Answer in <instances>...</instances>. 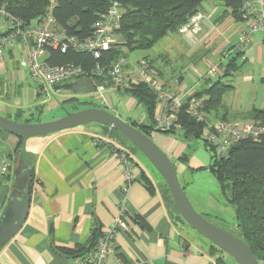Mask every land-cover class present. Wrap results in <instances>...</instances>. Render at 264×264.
<instances>
[{
	"label": "crops",
	"instance_id": "1",
	"mask_svg": "<svg viewBox=\"0 0 264 264\" xmlns=\"http://www.w3.org/2000/svg\"><path fill=\"white\" fill-rule=\"evenodd\" d=\"M206 1L198 13L201 15L199 32L174 33L176 39L160 52L161 66L154 57H142L149 59L160 81L184 100L195 98L196 93L203 92L215 82L228 81L242 65L240 63L236 72L229 71L224 77L229 59L221 65L222 73L212 83L204 81L202 67L191 66L189 70L204 81V86L198 84V89L197 83L192 85L185 79L184 68L177 63L178 60L190 62L195 56L194 61L203 62V66L209 69L213 65L208 57H216V63H219L220 53L228 44H236L244 30L243 25L225 15L220 0ZM3 29L4 24L0 22V32ZM22 54H25V46L17 44L7 51L5 62H0V114L6 118H14L17 111L23 112V118L32 113L35 115L34 108L41 106L30 101L31 97L33 101L37 99L36 88L30 93V88L25 87L29 78L17 61ZM242 54L244 61L252 64L261 62L264 58V33L253 34L247 45L239 47L236 63ZM260 76L261 83L264 67ZM72 83L77 89L84 88L81 80ZM261 85L264 87L263 83ZM227 86L225 91L236 92L233 83ZM120 95L127 98V112L137 106L133 99ZM223 97L224 93V108L210 111L208 115L211 118H240L252 109H264V90L260 108L242 110L234 94ZM109 102L114 110L111 98ZM124 121L135 120L128 118ZM150 138L171 161L181 163L180 157L187 153L186 163H181L184 168L201 169L210 162V156L204 150H198L182 136L152 132ZM17 142V137L0 130V167L8 165L5 175L0 176V216L19 159H23L32 171L33 182L26 220L16 236L0 250V264H69L71 258L61 251L79 246L87 249L92 235L107 231L114 219L120 216L122 200L126 228L115 233V255L106 264H208L215 258H221L220 252L212 256L211 244L177 219L176 210L163 192L161 180L152 179L131 157L134 178L123 192L121 165L114 151L119 146L102 126L76 127L25 139L23 154L16 159L11 154ZM142 172L151 180L152 188L142 181Z\"/></svg>",
	"mask_w": 264,
	"mask_h": 264
},
{
	"label": "trees",
	"instance_id": "2",
	"mask_svg": "<svg viewBox=\"0 0 264 264\" xmlns=\"http://www.w3.org/2000/svg\"><path fill=\"white\" fill-rule=\"evenodd\" d=\"M111 1L118 2L122 10H124L119 29L115 32L121 43H116L114 48L103 53L99 61L87 53H79L73 50L60 53L59 51L50 50L47 54V63L51 66L73 64L87 72L95 69L97 65L106 68L118 57H127L122 52L123 48L127 52L147 51L152 49L167 35L177 33L180 28L189 23L193 16L199 13L205 0H56L50 12L59 27L65 30L68 35L83 39L91 34L92 26L98 16L109 8ZM220 1L225 10V15H229L237 23L243 22L241 15L243 0ZM49 6V0H0V7H4L9 13L22 20L26 26L35 23L43 17ZM236 57H238V53H235L230 58L228 67L226 66L227 68L224 69L225 73L223 72L224 77L228 75L229 71L234 73L240 68V65L235 62ZM76 80L87 81L90 84V88H92L90 80ZM72 81L58 85L55 89L74 90L75 87ZM261 83L264 84V78L261 79ZM227 88L228 86L218 81L211 84L203 92L196 93L194 97L197 99L205 97L202 99L203 109L209 114L210 111L224 108L222 96ZM124 95L133 99L137 106H141L144 109L145 113L144 121L142 122H125L150 138L151 133L154 132L153 118L156 112L154 95L145 85L132 87ZM67 102L74 103L76 100L71 98ZM34 109L36 115H40L43 111L41 106ZM22 114V111H17L14 118L8 119L21 123L32 122L33 113L27 119H24ZM215 119L227 121L238 118L229 119L223 116ZM240 119L250 120L256 125L264 126V109H252L242 114ZM178 121L182 127V139L186 141L200 139L206 151L210 153L211 164L209 165V171L215 177L226 202L234 210L236 221L234 233L250 247L258 262L264 264V133L257 142H241L230 150L226 159H217L213 148L202 138L203 126L201 124L189 119L183 110L178 114ZM102 127L117 135L122 141L127 142L131 150L137 151L119 132L108 127ZM163 134L173 135L174 133ZM14 136L18 138V142L14 146L11 156L20 157L23 154L25 138L18 135ZM126 154L129 155L127 152ZM11 156L9 157L10 159L12 158ZM187 156V153L183 154L179 161L185 164ZM29 179L31 187L33 182L32 171H30ZM141 179L148 188L153 187L151 180L143 172ZM162 188L167 201L174 207L163 180ZM177 219L185 224L178 213ZM98 237V234L92 235L91 245L87 249L79 246L73 250H62L61 252L71 259L82 256L94 245ZM211 248L212 256L216 252L221 253L213 245H211ZM215 261L217 264H224L221 258H215Z\"/></svg>",
	"mask_w": 264,
	"mask_h": 264
},
{
	"label": "built area",
	"instance_id": "3",
	"mask_svg": "<svg viewBox=\"0 0 264 264\" xmlns=\"http://www.w3.org/2000/svg\"><path fill=\"white\" fill-rule=\"evenodd\" d=\"M48 11L35 23L26 26L22 20L0 7V22L4 29L0 32V62H5L6 53L17 44L25 46V54L17 58L18 64L25 71L29 80L35 85L37 97L47 101L51 94L57 93L56 86L76 79L90 80L92 91L88 94L98 101L97 107L111 113L109 96L124 94L138 85H145L155 98L156 112L153 118L154 132L174 133L181 136L182 127L178 121L181 110L187 117L203 126L202 138L214 150L217 159H226L230 150L237 144L250 141L257 142L264 133V126L252 121L220 120L210 118L204 111L201 100L195 98L182 99L170 87L162 83L146 58L130 61L126 57H118L106 68L99 65L87 72L79 66L68 64L51 66L47 63L48 51L65 53L73 50L90 54L95 60H100L103 53L110 51L117 43L115 32L119 29L122 19V8L116 1H111L109 8L101 13L87 38L79 39L68 35L59 27L51 15V8L56 0H49ZM109 1V0H108ZM244 30L236 44H228L220 53L222 59L231 56L242 45H247L253 34L264 33V0H243L241 5ZM201 15L193 16L189 23L179 29V33L199 32L198 22ZM217 76L218 69L211 66L207 73ZM117 158L121 165L123 192L134 178V162L125 151L115 147ZM7 164L0 167V176L5 175ZM122 211L115 218L112 226L101 233L94 245L82 256L71 259L69 264H106L115 255L114 238L117 230H124L126 224ZM208 264H217L213 259Z\"/></svg>",
	"mask_w": 264,
	"mask_h": 264
},
{
	"label": "rangeland",
	"instance_id": "4",
	"mask_svg": "<svg viewBox=\"0 0 264 264\" xmlns=\"http://www.w3.org/2000/svg\"><path fill=\"white\" fill-rule=\"evenodd\" d=\"M206 0L203 2V5L205 6ZM209 2V1H208ZM124 12V10H122ZM241 25H245L244 22L239 23ZM261 33V32H259ZM256 34V33H255ZM258 34V33H257ZM261 36V35H260ZM175 34H169L167 35L166 39H164L161 42H158L152 49L147 51H134V52H127L124 48L122 49V52L126 54V58L130 61H135L138 59H141L145 56H150L156 58V60L159 62V66H161V58H160V52L163 47L166 45H171V42L176 39ZM175 38V39H174ZM256 38L258 36L256 35ZM117 43H121V40L119 37H116ZM242 48V47H241ZM239 50V48H238ZM237 53L236 51L229 57L222 59V64L225 65L227 61L232 58V56ZM221 57V54H220ZM219 57V58H220ZM195 58H191L190 62L187 60L183 61L178 60L177 63L179 65H182L184 68V76L187 82L190 81L192 85H196V89L199 88L198 84L200 86H204V81L208 80L209 83L215 82L217 77L221 75L222 73V66H220L218 63H216L217 58L216 57H208V60L211 65L216 66L218 69V75L217 76H210L207 73L208 69L203 66V62L201 61H194ZM245 56L242 54L238 59L237 63L241 65V69L239 72L234 75V77L229 78L227 81L222 80L223 85L227 86L231 83L235 85L236 92H224V97L232 96L233 94L236 96V100L238 105L240 106V109H250L253 108H260V103L263 100L262 94H263V86L260 83V75L262 73V68L264 67V58L261 59V62L255 61L253 64L249 61H244ZM149 60L148 58H146ZM244 61V62H243ZM201 62V63H200ZM216 63V64H215ZM193 65H199L202 67L203 72V78H198L197 74H195L191 69L189 68ZM249 80V81H247ZM253 80V84H252ZM207 81V82H208ZM84 83L81 85L84 88L82 89H75L73 91H66V90H59V92L55 94H51L47 101L42 103V100L44 97H37L35 101H33V98H30L31 103L33 105L40 104L43 107V111L40 115H33V118H31V123H37L39 122H49L56 119H59L65 115L67 112H75V110H83L88 108L97 107L98 101L92 98L88 92L92 91V88H90V84L87 81H83ZM25 87L28 89L30 88L33 92L35 85L27 79L25 82ZM74 98L76 102L74 103H68L67 100ZM111 98V104L114 108L111 109V113L114 115H117L122 119L123 121L130 118L131 120H135L137 122L144 121V111L140 106H136L133 109H131L130 112L126 111L125 102L127 98L125 96L121 95H111L109 96V100ZM110 103V102H109ZM1 115V114H0ZM210 117V116H209ZM28 116H25L24 119H27ZM211 118V117H210ZM215 119V118H214ZM236 121H250V120H243V119H236ZM100 126L97 124H87L80 126L82 128H88L92 126ZM108 136L111 137V140L119 144V147L126 151L129 156L136 162L138 165L154 180H161L162 178L159 176V174L155 171V169L152 167V165L144 158V156L136 151L131 150L130 145L122 141L117 135L112 134L108 130ZM190 144H192L194 147H196L198 150H204L206 154L210 156V153L205 150V147L203 145L202 140H191L189 141ZM19 157H16V159ZM172 163L175 167L177 179L181 185V187L184 190V193L186 194L190 204L194 208V210L202 215L206 220L211 222L213 225L224 229L228 232L234 233V228L236 225L235 217H234V210L233 207L230 206L224 196L220 192L219 185L213 176V174L209 171V165L211 164V158L209 164L205 168L201 169H189L184 168L181 163L178 161L172 160ZM164 182V181H163ZM176 212V211H175ZM177 215V213H176ZM221 260L224 261L225 264H237L232 258H230L225 253H220Z\"/></svg>",
	"mask_w": 264,
	"mask_h": 264
},
{
	"label": "water",
	"instance_id": "5",
	"mask_svg": "<svg viewBox=\"0 0 264 264\" xmlns=\"http://www.w3.org/2000/svg\"><path fill=\"white\" fill-rule=\"evenodd\" d=\"M87 124H97L119 132L152 165L164 181L174 207L184 223L199 236L237 264H260L248 247L235 233L221 229L198 214L181 187L175 167L169 157L138 129L117 115L100 108L67 112L49 122L21 123L0 115V130L25 139L43 137ZM30 169L19 159L13 172L11 190L0 216V250L12 240L24 224L30 201Z\"/></svg>",
	"mask_w": 264,
	"mask_h": 264
}]
</instances>
